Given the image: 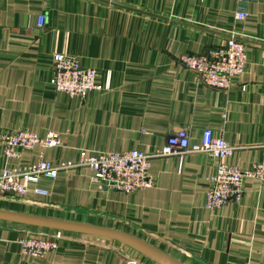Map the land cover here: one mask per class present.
Returning a JSON list of instances; mask_svg holds the SVG:
<instances>
[{"label": "crops", "instance_id": "0c3cea01", "mask_svg": "<svg viewBox=\"0 0 264 264\" xmlns=\"http://www.w3.org/2000/svg\"><path fill=\"white\" fill-rule=\"evenodd\" d=\"M235 9L236 0H0V132L60 133L62 145L44 154L58 163L82 150L154 152L182 128L200 143L210 126L238 147L230 162L251 168L264 144V0L249 4L245 21ZM231 36L248 57L232 89L207 87L181 64L184 53H208ZM55 54L78 57L109 89L57 93ZM39 155L6 159L0 145V172ZM218 164L205 154L153 159L155 186L133 195L99 190L88 169L64 171L42 180L48 197H0V209L122 230L185 264H264V188L247 179L241 204L207 210ZM56 231L0 220V264H157L118 241L64 231L56 252L22 253L26 233Z\"/></svg>", "mask_w": 264, "mask_h": 264}, {"label": "built area", "instance_id": "2783aa9c", "mask_svg": "<svg viewBox=\"0 0 264 264\" xmlns=\"http://www.w3.org/2000/svg\"><path fill=\"white\" fill-rule=\"evenodd\" d=\"M257 0H236L234 18L245 21L249 17L248 6ZM45 26V16L38 17V28ZM245 43L235 36L228 37L226 43L208 53H184L181 64L197 74L201 82L216 90H230L235 78L244 73L247 65ZM52 85L57 93L70 98L84 97L93 91L108 90L96 80V71L84 67L75 56L55 54ZM245 89V87H243ZM226 120L227 115H223ZM0 145L6 159H18L22 152L39 149V160L30 166L8 165L0 172V197L26 198L33 193L48 197L49 190L40 185L43 179L56 180L61 172L88 169L93 172L92 180L101 191H118L136 194L155 186L150 174L151 161L157 158L205 154L219 162L215 173L208 179L205 208L210 211L221 210L228 203L241 204L244 199V182L254 180L264 188V144L262 160L251 168L241 170L230 162L235 149L219 130L206 126L200 143L191 141L188 128L177 130L168 136L161 150L143 152L137 149L123 152L89 153L82 150L76 161L54 163L45 159V151L60 147V133L49 131L40 135L28 130H7L0 132ZM32 186V187H31ZM65 239L63 231L51 235H37L32 232L19 239L22 253L31 257H42L59 249V242Z\"/></svg>", "mask_w": 264, "mask_h": 264}, {"label": "water", "instance_id": "95a60500", "mask_svg": "<svg viewBox=\"0 0 264 264\" xmlns=\"http://www.w3.org/2000/svg\"><path fill=\"white\" fill-rule=\"evenodd\" d=\"M0 220L31 227L72 232L114 240L129 246L157 264H185L146 240L118 229L35 216L3 209H0Z\"/></svg>", "mask_w": 264, "mask_h": 264}, {"label": "rangeland", "instance_id": "374dc122", "mask_svg": "<svg viewBox=\"0 0 264 264\" xmlns=\"http://www.w3.org/2000/svg\"><path fill=\"white\" fill-rule=\"evenodd\" d=\"M111 242H113L112 244H118V243H116V242H114V241H111ZM124 247H125V246H124ZM127 247H128V246H127ZM127 247H126V248H127Z\"/></svg>", "mask_w": 264, "mask_h": 264}]
</instances>
